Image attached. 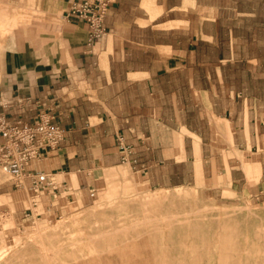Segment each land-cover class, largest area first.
Instances as JSON below:
<instances>
[{"label":"crops","instance_id":"1","mask_svg":"<svg viewBox=\"0 0 264 264\" xmlns=\"http://www.w3.org/2000/svg\"><path fill=\"white\" fill-rule=\"evenodd\" d=\"M71 1L0 0V117L64 130L20 185L0 169V221L86 205L107 173L137 192L264 196V0H108L89 47ZM38 173L51 187L26 217Z\"/></svg>","mask_w":264,"mask_h":264},{"label":"rangeland","instance_id":"2","mask_svg":"<svg viewBox=\"0 0 264 264\" xmlns=\"http://www.w3.org/2000/svg\"><path fill=\"white\" fill-rule=\"evenodd\" d=\"M7 13L2 17L14 22ZM178 194L187 197L185 209H202L206 217L181 216ZM224 196L187 188L137 192L125 172L107 173L86 205H71L61 216L21 226L1 219L0 264H264V196ZM151 214L165 217V225L143 224ZM115 225L126 231L101 235Z\"/></svg>","mask_w":264,"mask_h":264},{"label":"built area","instance_id":"3","mask_svg":"<svg viewBox=\"0 0 264 264\" xmlns=\"http://www.w3.org/2000/svg\"><path fill=\"white\" fill-rule=\"evenodd\" d=\"M108 0H72L64 14L66 20L83 22L87 26V44L101 40L106 35L103 26L108 10ZM64 138V130L51 123L48 118L40 117L32 125L25 123L11 124L4 117H0V169L7 174L17 185L26 176V168L31 162H39L47 154L55 150ZM123 153H128L129 148L121 146ZM31 180V197L28 215L32 214L31 208L36 206L38 196L51 183L47 175H29Z\"/></svg>","mask_w":264,"mask_h":264},{"label":"bare ground","instance_id":"4","mask_svg":"<svg viewBox=\"0 0 264 264\" xmlns=\"http://www.w3.org/2000/svg\"><path fill=\"white\" fill-rule=\"evenodd\" d=\"M186 196L184 195V194H178L176 197H175V199L174 200H177L179 203H181V208L183 209L181 212H180V215L182 214V215H184V217L185 216H191V217H198V218H204V217H206V211H202V209L201 210H199V209H196L195 207H194V209L193 208H189V209H185V207H184V204H183V202H185L186 201ZM189 205V204H188ZM140 206L143 208L144 207V204L143 203H140ZM148 211V210H147ZM219 211V210H218ZM169 212V211H168ZM149 213V212H148ZM175 214V213H174ZM180 215H178V217L180 216ZM181 215V216H182ZM254 215V214H253ZM145 216V215H144ZM143 216V217H144ZM170 216V215H169ZM163 218H165V217H161L160 215H158V214H151V215H149V216H146V217H144V218H141L142 219V221H143V224L145 223L146 225H148L147 223H151V224H153L154 226L155 225H157L158 223H163L164 224V222H163ZM174 218V217H173ZM177 218V217H176ZM198 218H196V219H198ZM218 218V217H217ZM168 220V219H167ZM171 221V220H170ZM137 222V221H136ZM135 222V223H136ZM132 223V222H131ZM161 223V224H162ZM138 224V223H137ZM117 225V224H116ZM114 226V227H111V229H108V230H106V231H102V233H101V235H103V236H105V238H106V236L108 235V237H109V235H112V234H115V233H120V232H124V230H125V228H126V226H122V227H118V226ZM140 225H142V224H140ZM165 225V224H164ZM3 226V225H2ZM143 226V225H142ZM145 226V225H144ZM129 228H130V226H128ZM133 226H131V228H132ZM137 227V226H136ZM135 227V228H136ZM146 227V226H145ZM142 228V227H141ZM157 228V227H156ZM160 228H161V226H160ZM223 228V227H222ZM105 229V228H104ZM145 229H147V227L145 228ZM150 229V228H149ZM151 229H152V227H151ZM150 229V230H151ZM128 230V229H127ZM222 230V229H221ZM126 231V230H125ZM145 231V230H144ZM157 231V230H156ZM231 231V230H230ZM92 235V234H91ZM97 236V238H98V235L99 234H96ZM93 236H95V235H93ZM113 236V235H112ZM117 236V235H116ZM99 237H101V236H99ZM115 237V236H114ZM92 238V237H91ZM97 238H94V239H97ZM93 239V238H92ZM91 239V240H92ZM112 239V238H111ZM108 240V239H107ZM50 257V256H49ZM46 260V259H45ZM47 264H49L48 262H47Z\"/></svg>","mask_w":264,"mask_h":264}]
</instances>
